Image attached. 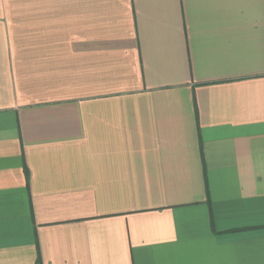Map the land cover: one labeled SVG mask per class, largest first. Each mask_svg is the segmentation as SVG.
<instances>
[{"label":"crops","instance_id":"crops-1","mask_svg":"<svg viewBox=\"0 0 264 264\" xmlns=\"http://www.w3.org/2000/svg\"><path fill=\"white\" fill-rule=\"evenodd\" d=\"M0 264H264V0H0Z\"/></svg>","mask_w":264,"mask_h":264}]
</instances>
